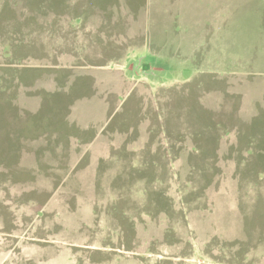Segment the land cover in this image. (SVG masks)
Wrapping results in <instances>:
<instances>
[{
	"label": "rangeland",
	"instance_id": "rangeland-1",
	"mask_svg": "<svg viewBox=\"0 0 264 264\" xmlns=\"http://www.w3.org/2000/svg\"><path fill=\"white\" fill-rule=\"evenodd\" d=\"M0 264H264V0H0Z\"/></svg>",
	"mask_w": 264,
	"mask_h": 264
}]
</instances>
